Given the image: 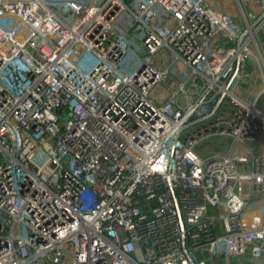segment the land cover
<instances>
[{
  "label": "built area",
  "instance_id": "2783aa9c",
  "mask_svg": "<svg viewBox=\"0 0 264 264\" xmlns=\"http://www.w3.org/2000/svg\"><path fill=\"white\" fill-rule=\"evenodd\" d=\"M234 1L0 0V264H264V18Z\"/></svg>",
  "mask_w": 264,
  "mask_h": 264
},
{
  "label": "rangeland",
  "instance_id": "374dc122",
  "mask_svg": "<svg viewBox=\"0 0 264 264\" xmlns=\"http://www.w3.org/2000/svg\"><path fill=\"white\" fill-rule=\"evenodd\" d=\"M214 1H216L220 4L222 3L221 0H214ZM240 1L244 4L245 9L248 12H250V10H252L250 6H253V4H254L253 7H255V9H254L255 11L259 12V10H261L260 9L261 8L260 0H240ZM230 3L233 7L232 11L237 14L236 17L234 16L237 20L239 18V15H238V9L236 6V2L234 0H232V1H230ZM252 12L253 11H251L250 13H252ZM124 16L131 19V15L129 14L128 11L124 12ZM156 60L159 62H166V63H170V62L174 61L173 58L171 57V55H169L166 52H163L160 56H157ZM252 69H254L253 66H252ZM172 73H173V76L175 77L176 81L184 82L185 79L189 75H191V68L186 67V69L183 72L181 64L176 62L172 68ZM251 73L253 75V72H251ZM249 81H247V83L242 84L240 86V88L238 90V94L241 97H243L244 99H246L248 102L251 103V102H254L256 100V98L261 95V92L264 89V85L261 88H258V90H257L258 94L254 95L255 93H254L252 84H250ZM257 106L259 107L260 110L264 111V94H262V96L258 98ZM232 143H233V140L230 138L213 137V138L203 142L201 145H199L198 149H199V152L202 153L203 155H206V154H224ZM216 262H219L218 264H224L223 261H216ZM205 263L211 264L212 261L210 259L206 258Z\"/></svg>",
  "mask_w": 264,
  "mask_h": 264
},
{
  "label": "crops",
  "instance_id": "0c3cea01",
  "mask_svg": "<svg viewBox=\"0 0 264 264\" xmlns=\"http://www.w3.org/2000/svg\"><path fill=\"white\" fill-rule=\"evenodd\" d=\"M209 1L214 6H216L219 10L224 11V12H228V13L232 14L235 17L237 16V14L232 11L233 7H232V5L230 3V1H232V0H221V2H222L221 4L216 2V1H214V0H209ZM260 4H261V8H260L261 10H259V12L254 10L255 9V7H253L254 4H253V6H250L251 9H252V10H250V12L253 11L252 14H254V15H259V14L262 15L263 6H262V3H261V0H260ZM249 70H250V72H253V75L251 73V79H250L249 82H250V84H252V87H253V90H254V93H255L254 95H257L258 94L257 93L258 88H261L264 85L263 84L264 83V77H263L261 71L257 67H254V69H252L251 64L249 66Z\"/></svg>",
  "mask_w": 264,
  "mask_h": 264
},
{
  "label": "water",
  "instance_id": "95a60500",
  "mask_svg": "<svg viewBox=\"0 0 264 264\" xmlns=\"http://www.w3.org/2000/svg\"><path fill=\"white\" fill-rule=\"evenodd\" d=\"M261 3H262V6H263V13L262 15L258 18L257 22H260L263 18H264V0H261ZM248 34V32H244L243 35H242V39ZM242 39L240 40V43L242 41ZM185 252L187 253V251L185 250Z\"/></svg>",
  "mask_w": 264,
  "mask_h": 264
},
{
  "label": "trees",
  "instance_id": "16d2710c",
  "mask_svg": "<svg viewBox=\"0 0 264 264\" xmlns=\"http://www.w3.org/2000/svg\"><path fill=\"white\" fill-rule=\"evenodd\" d=\"M262 40L264 41V37L262 38Z\"/></svg>",
  "mask_w": 264,
  "mask_h": 264
}]
</instances>
